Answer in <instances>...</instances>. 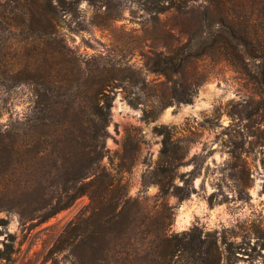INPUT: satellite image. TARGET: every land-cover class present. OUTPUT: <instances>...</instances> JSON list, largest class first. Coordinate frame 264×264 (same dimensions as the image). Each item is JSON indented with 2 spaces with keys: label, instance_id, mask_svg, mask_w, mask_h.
<instances>
[{
  "label": "rangeland",
  "instance_id": "rangeland-1",
  "mask_svg": "<svg viewBox=\"0 0 264 264\" xmlns=\"http://www.w3.org/2000/svg\"><path fill=\"white\" fill-rule=\"evenodd\" d=\"M179 1L184 2L181 9H166L170 0H61L60 31L84 67L117 74L109 88L111 120L104 139L108 151L100 164L110 168L131 162L138 142L137 156L123 176L128 195L152 202L158 185L143 184L142 178L159 157L162 134L157 128L174 127L186 144L174 180L182 184L189 171L195 173L194 190L186 198H164L174 206L171 230H211L218 236L224 264H264L262 96L232 65L202 55L185 64L183 76L173 75L190 86L191 101L161 100L162 94L171 99L174 82L149 67L151 51L185 42L207 4ZM22 2L0 0V140L12 126L24 139L28 124L43 116L36 91L41 87L23 71ZM24 163L22 153L17 166ZM18 176L0 165V264H71L68 243L52 248L68 235L89 197L80 195L46 219L47 209L21 217L9 192L21 185L23 175Z\"/></svg>",
  "mask_w": 264,
  "mask_h": 264
},
{
  "label": "trees",
  "instance_id": "trees-1",
  "mask_svg": "<svg viewBox=\"0 0 264 264\" xmlns=\"http://www.w3.org/2000/svg\"><path fill=\"white\" fill-rule=\"evenodd\" d=\"M206 2L185 42L151 51L149 67L174 82L171 99L162 94L161 100L191 101L190 86L174 76H183L185 64L205 55L226 61L248 77L264 103V0ZM183 4L170 0L166 9H181ZM21 7L26 32L23 71L41 87L36 91L43 116L28 124L24 139L12 126L0 140V165L11 176L23 175L21 185L9 191L19 215L31 217L47 209L46 219L86 194L89 202L73 219L68 235L52 248L68 243L71 264H224L215 232L198 226L180 233L170 228L174 206L164 198L173 194L182 200L194 190V171L182 184L174 180L186 154L177 130L157 128L162 134L159 157L142 178L143 184L158 185L153 201L128 195L123 172L137 156L138 142L131 162L110 168L100 164L108 151L104 139L111 120L109 88L117 74L84 67L60 31L61 0H24ZM22 153L25 163L19 168Z\"/></svg>",
  "mask_w": 264,
  "mask_h": 264
}]
</instances>
